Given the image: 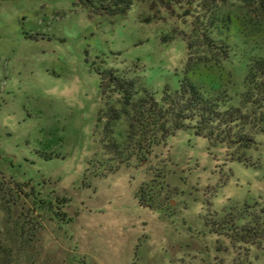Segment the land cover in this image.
<instances>
[{"label": "rangeland", "instance_id": "obj_1", "mask_svg": "<svg viewBox=\"0 0 264 264\" xmlns=\"http://www.w3.org/2000/svg\"><path fill=\"white\" fill-rule=\"evenodd\" d=\"M129 1L109 16L84 0H0V221L11 264H264V246L205 223L264 204V137L255 166L178 131L107 173L94 70H115L158 97L176 89L196 17L193 6ZM233 44L232 93L255 53L241 37Z\"/></svg>", "mask_w": 264, "mask_h": 264}, {"label": "trees", "instance_id": "obj_2", "mask_svg": "<svg viewBox=\"0 0 264 264\" xmlns=\"http://www.w3.org/2000/svg\"><path fill=\"white\" fill-rule=\"evenodd\" d=\"M151 1L167 10L174 5L194 7L187 58L177 88H164L159 97L135 89L133 81L115 70H94L105 106L98 121L104 119L100 143L112 162L107 173L133 158L146 159L178 131L202 137L211 147H224L231 159L255 166L251 152L259 146L257 139L264 137V0ZM83 4L117 16L125 14L131 3L84 0ZM236 37L255 53L249 56L242 91L232 93L235 83L226 72V63ZM141 202L151 206L146 199ZM39 204L42 211H51L50 201ZM205 223L211 232L234 243L264 246L262 203L245 202L230 208L220 221L207 219ZM1 226L2 221L0 264H11L13 256L5 250Z\"/></svg>", "mask_w": 264, "mask_h": 264}]
</instances>
